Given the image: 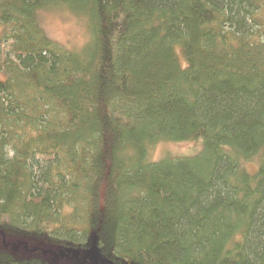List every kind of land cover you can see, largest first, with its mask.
Masks as SVG:
<instances>
[{"label":"trees","instance_id":"trees-1","mask_svg":"<svg viewBox=\"0 0 264 264\" xmlns=\"http://www.w3.org/2000/svg\"><path fill=\"white\" fill-rule=\"evenodd\" d=\"M60 3L79 49L38 17ZM0 24V264H264V0H0Z\"/></svg>","mask_w":264,"mask_h":264},{"label":"rangeland","instance_id":"rangeland-1","mask_svg":"<svg viewBox=\"0 0 264 264\" xmlns=\"http://www.w3.org/2000/svg\"><path fill=\"white\" fill-rule=\"evenodd\" d=\"M38 17L51 38L71 48H81L90 38V30L86 18L75 13L65 4H55L38 11ZM2 25L0 24V30ZM201 147L199 141L173 142L160 141L151 148L152 160H160L165 156H189ZM255 169L253 163L248 164Z\"/></svg>","mask_w":264,"mask_h":264}]
</instances>
